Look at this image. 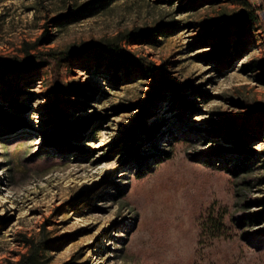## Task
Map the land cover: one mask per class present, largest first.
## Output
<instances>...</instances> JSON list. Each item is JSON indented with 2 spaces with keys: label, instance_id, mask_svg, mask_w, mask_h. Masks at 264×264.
<instances>
[{
  "label": "rangeland",
  "instance_id": "obj_1",
  "mask_svg": "<svg viewBox=\"0 0 264 264\" xmlns=\"http://www.w3.org/2000/svg\"><path fill=\"white\" fill-rule=\"evenodd\" d=\"M246 1L222 62L208 36L240 0H0V63L39 59L0 73V264L23 238L49 264H264V116L245 152L217 126L264 113V0ZM155 72L184 89L132 141Z\"/></svg>",
  "mask_w": 264,
  "mask_h": 264
},
{
  "label": "trees",
  "instance_id": "obj_2",
  "mask_svg": "<svg viewBox=\"0 0 264 264\" xmlns=\"http://www.w3.org/2000/svg\"><path fill=\"white\" fill-rule=\"evenodd\" d=\"M201 0H190V4H198ZM239 4L242 6V9L234 16L228 18L221 24L212 26V30L208 36L209 39H212L214 43L212 44V49L214 54V58L218 61L228 62L230 61L229 49H233L236 54L244 52V48L247 47V44L243 41V36L245 34V28L249 25L253 24L257 20L256 11L257 9L252 7L246 0H240ZM51 22L56 23V25L60 24L59 19H53ZM235 32V41L232 42L230 39L231 32ZM127 38L133 40H153L155 38L154 32L142 31V32H132L127 35ZM114 48V47H110ZM110 52H115V50H111ZM39 63V59L34 60V56L27 54V56L22 60H15L11 64H2L0 63V73L18 71V70H28L33 69L35 64ZM135 70L139 71V73H148V77L151 76L148 69L142 70L140 65L133 66ZM131 67H125V71L129 70ZM254 69V68H250ZM118 66L114 67V72L118 71ZM153 75V74H152ZM164 73L159 74V72L154 73V77H157V82L152 85L151 90L147 94V98L141 102V113L137 116V119L133 121L129 139L135 140L136 133L139 131L141 133L147 134L148 137H152V133L154 130H148L145 128V120L148 117L149 113L153 106L159 102L162 97V93H170L175 99L180 100L179 93L184 89L182 85H173L168 83L164 77ZM155 79V78H154ZM180 102V101H176ZM181 103V102H180ZM182 108L180 110H185ZM181 110V111H182ZM2 116V115H0ZM264 116V113H259L255 118L249 119L248 117L236 116V117H228L221 120L220 124H217L218 130L222 131L220 135H227L229 137H233L230 140L234 142L235 146L238 148V151L245 152L243 146L255 135L258 129L262 126V121L260 118ZM3 127L14 126L13 122H4ZM78 126V125H77ZM74 128V126H72ZM2 130V129H1ZM5 130V129H3ZM73 130V129H72ZM65 135L70 136V132L65 130ZM226 133V134H225ZM72 135V134H71ZM169 159L166 157L165 161ZM209 166H214L212 162H205ZM141 165V163H139ZM219 165V164H218ZM233 171V170H230ZM146 175V172H140L137 178L141 179ZM22 246L26 250L25 253L18 254V260L16 261H8V264H49L48 258H46V252L49 249V244L42 240H32L29 238H23L21 242Z\"/></svg>",
  "mask_w": 264,
  "mask_h": 264
}]
</instances>
